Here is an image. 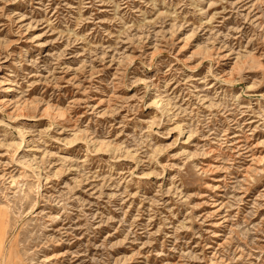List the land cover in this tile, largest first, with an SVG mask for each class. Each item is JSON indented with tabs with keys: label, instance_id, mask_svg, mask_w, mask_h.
<instances>
[{
	"label": "rangeland",
	"instance_id": "1",
	"mask_svg": "<svg viewBox=\"0 0 264 264\" xmlns=\"http://www.w3.org/2000/svg\"><path fill=\"white\" fill-rule=\"evenodd\" d=\"M0 230V264H264V0H0Z\"/></svg>",
	"mask_w": 264,
	"mask_h": 264
},
{
	"label": "bare ground",
	"instance_id": "2",
	"mask_svg": "<svg viewBox=\"0 0 264 264\" xmlns=\"http://www.w3.org/2000/svg\"><path fill=\"white\" fill-rule=\"evenodd\" d=\"M3 234V231L0 230V254L4 255V250H5V242H4V238L2 236ZM13 258V255L11 256ZM3 260H4V257H3ZM3 263V262H2Z\"/></svg>",
	"mask_w": 264,
	"mask_h": 264
}]
</instances>
